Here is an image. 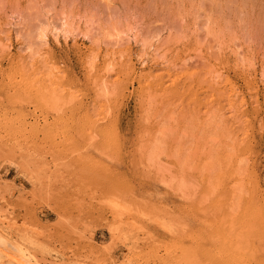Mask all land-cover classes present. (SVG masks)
<instances>
[{"label": "rangeland", "instance_id": "obj_1", "mask_svg": "<svg viewBox=\"0 0 264 264\" xmlns=\"http://www.w3.org/2000/svg\"><path fill=\"white\" fill-rule=\"evenodd\" d=\"M0 227L41 264H264V0H0Z\"/></svg>", "mask_w": 264, "mask_h": 264}, {"label": "bare ground", "instance_id": "obj_2", "mask_svg": "<svg viewBox=\"0 0 264 264\" xmlns=\"http://www.w3.org/2000/svg\"><path fill=\"white\" fill-rule=\"evenodd\" d=\"M2 232H3V229L0 227V263L2 264H41L40 263L41 261L38 262L36 259H34L30 250L22 248V246L23 247L25 246L23 242H21L22 243L21 244L17 240L22 245V246H19L17 244L18 242L15 243L16 241L11 240L8 234L4 235ZM53 264H55V262Z\"/></svg>", "mask_w": 264, "mask_h": 264}]
</instances>
